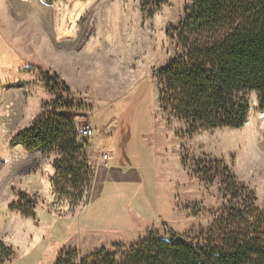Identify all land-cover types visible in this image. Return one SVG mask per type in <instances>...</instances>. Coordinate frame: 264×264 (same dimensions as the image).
Instances as JSON below:
<instances>
[{"label":"rangeland","instance_id":"1","mask_svg":"<svg viewBox=\"0 0 264 264\" xmlns=\"http://www.w3.org/2000/svg\"><path fill=\"white\" fill-rule=\"evenodd\" d=\"M192 1L150 0L143 6L141 0H0V241L14 250L5 264H54L70 248L82 259L151 234L203 240L237 203L224 182L240 188L242 199L253 196L257 207L264 206L259 93H248V121L236 129L190 132L183 121L159 108L153 70L173 54L170 28ZM45 71L58 74L70 87L64 96L82 104L69 113L75 124L90 123L91 117L109 128L117 124L110 142L114 148L103 146L95 157L87 155L91 165L98 162L101 149L109 150L103 151L111 161H124L130 157L129 146L134 157L151 164L167 201L134 198L151 217L146 224L129 216V201L110 207L92 196L74 208L56 202L50 183L54 153L10 145L13 135L55 97L43 80ZM93 134L92 139L95 128ZM198 166L212 168L214 179L194 173ZM18 191L37 195L34 217L9 207ZM129 220L132 230L124 224ZM116 224L120 226H108Z\"/></svg>","mask_w":264,"mask_h":264},{"label":"trees","instance_id":"2","mask_svg":"<svg viewBox=\"0 0 264 264\" xmlns=\"http://www.w3.org/2000/svg\"><path fill=\"white\" fill-rule=\"evenodd\" d=\"M170 29L173 54L153 70L164 114L183 121L190 132L236 129L248 121L250 91L259 93V110L264 111V0H193ZM43 80L55 97L13 135L10 145L54 153L50 183L56 202L74 208L89 197L94 177L87 144L78 140V124L69 115L82 104L64 96L70 87L58 74L45 71ZM213 171L198 166L194 173L210 181ZM223 185L237 203L212 224L203 240L175 244L173 238L151 234L82 259L77 249L63 250L54 264H264V206L257 207L253 196L242 199L241 189L230 188L231 182ZM17 196L9 207L34 217L37 195L18 191ZM13 256V248L0 241V264Z\"/></svg>","mask_w":264,"mask_h":264},{"label":"crops","instance_id":"3","mask_svg":"<svg viewBox=\"0 0 264 264\" xmlns=\"http://www.w3.org/2000/svg\"><path fill=\"white\" fill-rule=\"evenodd\" d=\"M90 124L93 128H95L96 135L94 139H92V136L89 142L90 145L86 146L85 152L88 156L95 157V154H97L96 150L99 148L103 146L105 148H108L109 146L111 147L112 145L114 146V144H110V142L113 137L117 135V124L112 128H109V123L106 122L98 125L97 121L93 117L90 118ZM142 124L145 128L148 126L145 125L146 123ZM134 136L135 134L132 135L133 138ZM111 148L113 149L114 147ZM132 149L129 146L127 152L130 157L125 158L124 161L121 162L111 161L112 156L107 161H104L100 155V161L98 160L95 166L92 165L94 167V177L88 198H90V202L92 196H94L96 197V200L108 203L110 207H112L115 202L125 203V201H129L128 204L125 203L129 216L130 213H132L134 214L132 216L146 224L147 219H150L151 217H148V212L144 210L145 208L139 206L138 203L135 202L136 199L134 198H137L139 195L140 198H145L146 200L152 198V202L156 204H158L157 198L160 199L159 202H163V198L166 201L167 199H165L163 192H160V186L156 179L157 175H153V173H151V164H145L142 162L143 160H139V158L134 157L135 154L133 153L135 152H132ZM103 150L105 149H101V151ZM148 161L149 160H147V162ZM110 198H115L116 200H110ZM153 206L154 205H152V207ZM128 222L129 223L124 224L125 226H129L132 230V223L130 220ZM108 226L119 227L120 225L116 224ZM127 233L131 232L127 231Z\"/></svg>","mask_w":264,"mask_h":264},{"label":"built area","instance_id":"4","mask_svg":"<svg viewBox=\"0 0 264 264\" xmlns=\"http://www.w3.org/2000/svg\"><path fill=\"white\" fill-rule=\"evenodd\" d=\"M94 128L89 122H84L77 125L78 140L81 142H86L88 144L93 136ZM101 156L104 161L109 159L110 154L108 152L102 151Z\"/></svg>","mask_w":264,"mask_h":264},{"label":"water","instance_id":"5","mask_svg":"<svg viewBox=\"0 0 264 264\" xmlns=\"http://www.w3.org/2000/svg\"><path fill=\"white\" fill-rule=\"evenodd\" d=\"M173 242L175 243V244H177V243H187L188 242V240L186 239V238H184L183 236H181V235H177L174 239H173Z\"/></svg>","mask_w":264,"mask_h":264}]
</instances>
